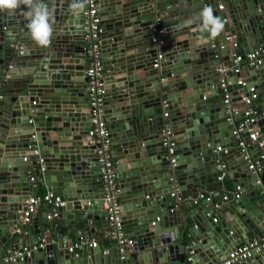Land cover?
<instances>
[{
    "label": "water",
    "instance_id": "obj_1",
    "mask_svg": "<svg viewBox=\"0 0 264 264\" xmlns=\"http://www.w3.org/2000/svg\"><path fill=\"white\" fill-rule=\"evenodd\" d=\"M43 2L54 17L48 47L32 40L26 6L0 11V245L16 230L27 229L30 238L23 234L7 246L0 264H218L248 240L247 231L255 240L262 236L264 158L255 145L247 147L256 160L248 169L233 135L242 112L232 105L240 101V89L264 92V62L237 74L230 69L233 55L264 46V0H229V10L219 15L217 0H207L214 15L231 26L224 23L215 38L200 31L203 0H97L98 83L114 151V197L120 216L126 210L123 200L137 211L131 223L121 218L131 225L126 233L131 246L122 255L114 247L107 257L99 246L83 244L97 240L87 227L92 220L100 221L110 239L96 145L87 137L83 11L74 14L72 0ZM155 23L162 34L152 41ZM226 34L237 47L224 42ZM220 66L226 74L215 72ZM240 74L246 77L243 88L235 84ZM221 79L230 83L225 91L237 114L225 113ZM260 102L252 101L255 121L239 134L247 144L252 128L264 140V94ZM222 164L233 189L216 181ZM35 183L56 194L63 206L51 220L44 213L28 226L19 224ZM199 189L210 197L199 198ZM181 201L186 202L177 206ZM167 218L174 221L170 229ZM55 220L64 221L73 243L65 236L54 239L61 234ZM129 249L148 261L138 262ZM235 264H264V247Z\"/></svg>",
    "mask_w": 264,
    "mask_h": 264
},
{
    "label": "built area",
    "instance_id": "obj_2",
    "mask_svg": "<svg viewBox=\"0 0 264 264\" xmlns=\"http://www.w3.org/2000/svg\"><path fill=\"white\" fill-rule=\"evenodd\" d=\"M225 1L226 0H217L215 9L218 13L225 12ZM84 4L85 7L82 12L84 33L83 40L85 45V55L89 61L88 67L85 71L87 84L89 86L87 95L89 129L87 131V137L92 139L93 144L96 145V147H94L93 153L96 156L99 181L102 185V210L105 212V220L109 223L111 229L110 237L114 241V246L118 255H122L124 248L130 247L132 242L125 237L121 223L120 205L118 200L114 197L116 187L114 183L115 173L112 169L110 139L101 109L102 90L98 83V79L101 76L99 47L100 17L97 9V0H84ZM222 21L227 23V19H222ZM151 32L154 34L152 41H155L156 37L162 34V29L158 28V24L155 23L151 29ZM224 42L233 48L237 47L233 37L229 34L225 35ZM263 62L264 46L254 49L244 55H233L232 66L230 70H232L234 74H237L241 72L242 66L247 68H255L262 65ZM227 71L228 69H226V67L221 66L215 69V72L219 74H226ZM235 84L241 88L246 86V83L242 78H238ZM228 85H230V83L227 79H221L219 81V87L223 91H225ZM247 94L248 95H240L239 102H241L243 105V109L241 110L242 117L240 118L239 123L233 129V135L238 139V149L240 152L244 153L247 143L239 138V134L245 127H248L254 123L255 118L251 104L253 100H256L260 94L263 95L264 92L259 94L253 87H250L247 89ZM222 104L228 107L225 110L227 115H234L239 112L234 108L229 107L230 96L226 93V91ZM163 116H165V114H163ZM247 141L255 145V148L260 152L259 158H264V140L259 137L257 130H254V128L250 130L247 135ZM219 151H221L220 148H216L214 150V152ZM223 152H225V150H223ZM243 159L249 163L248 155L245 154ZM22 161L25 162L26 159L23 158ZM249 164L250 165L248 166V169H254L256 166V162ZM219 169L221 173L216 177V181L221 183L225 177L226 167L224 164H222L220 165ZM30 180H32V178H30ZM198 197L202 198L203 195L200 194ZM237 197L238 196L235 194L234 198ZM223 199H225V197H223ZM42 204H48L53 209L52 213L47 216L48 220L55 218V209L63 206V202L60 200V198L52 192H45L41 195H30L24 202L25 209L20 213L19 219L27 222L36 212L37 208ZM91 245L94 246V244ZM261 247H264V234L256 240L252 239L250 241H246L242 246L229 253L220 264H235L243 261L249 258L253 252H257ZM68 251L70 252L71 248H69ZM18 257H21V254H18ZM4 262H6V260Z\"/></svg>",
    "mask_w": 264,
    "mask_h": 264
},
{
    "label": "crops",
    "instance_id": "obj_3",
    "mask_svg": "<svg viewBox=\"0 0 264 264\" xmlns=\"http://www.w3.org/2000/svg\"><path fill=\"white\" fill-rule=\"evenodd\" d=\"M203 1H204L203 8H204V7H209V6H208V2H207V0H203ZM228 3H229V0H226V1H225V11H228L229 8H230V5H229ZM222 13H223V12H222ZM218 15H219V13H218ZM227 23H228L229 27H231V26H230V22L228 21V19H227ZM253 50H254V49H253ZM245 68H246L245 66H244V67L242 66V67H241V70H243V69H245ZM241 78L245 81V78H246V77H245L244 75H241V74H240L239 79H241ZM237 93H238V95H247V91H246V90H243V89L238 90ZM260 98H261V94H260V96L257 98V101H258L259 103H261V102H260ZM233 104H234V103H233ZM232 106H237V108H238L239 111L243 109V108H241V106L243 107V105L241 104V102H236V103H235L234 105H232ZM251 108H252V105H251ZM158 113H159V112L156 111V114H158ZM254 130H256V129L254 128ZM251 145H252V143H250V144H246L245 154L248 155V157H249V159H248V160H249V163H254V162H256V160H253V159L249 156V152H250V150L247 149V147H249V146H251ZM233 148H234V147L229 148V149H233ZM229 149H228V150H229ZM233 150H234V152L236 153V150H237V149L235 148V149H233ZM110 152H111V157L113 158L114 151H113L111 148H110ZM24 158L26 159L25 155H24ZM19 162H21V161H19ZM25 163H27V161H25V162L22 161L21 164L24 165ZM17 164H18V162H17ZM31 176H33L32 172L28 173L27 177H31ZM222 183H224L227 187H230L231 189H233V187H232V185H231V183H230V179L227 177V175H225V177H224ZM115 187H116V186H115ZM33 188L35 189V193H32L31 195H38L37 192H39V191H42L43 193L46 192L42 183H35V185H34ZM116 190H117V188H116ZM261 191H264V189H262ZM43 193H42V194H43ZM200 194L203 195V196H206V197H210V195H211V193H207V192H205L204 189H199V190H198V195H200ZM39 195H41V194H39ZM118 201H119V200H118ZM123 202H124V205H123L122 207H124L126 210H124V212L121 213V218L123 217V219H125L127 223H131V222H132V219L136 216L135 214L137 213V211L134 209V205L131 204V203H129L130 201H125V200H123ZM184 202H186V201L178 202L177 206H178V205L181 206L182 203H184ZM52 211H53V209H52L51 207H49L48 204H42V205H40V206L37 208L36 212L30 217V219H29L27 222H24V221H22V220H19L18 223H19V224H23V225H27V226H28V225H30V223H31V219H32V217H35L36 214H41V215H42V214H44V213H47V214L49 215V214L52 213ZM54 212H55V211H54ZM73 217H74V216H73ZM168 220H169V221H168ZM55 221H56V222H55V225H56V227L59 228L58 231L61 230V234H60V232H59V234H57V233L54 234V236H55L54 239L57 240V239L63 238V237L65 236V238H67V239H68V238H71V242L73 243L75 237H74L73 233H69V234H67V232H66V231H67V226L64 224V221H62V220H55ZM127 223L122 222V228H123V231H124V234H125L126 239H128L127 236H126V233H128V232L130 233V232H131V231H130L131 229H130V227H129V226H131V225L128 226ZM173 224H174L173 218H167V220H166V222H165V227L168 228V229H170V228L173 227ZM171 225H172V226H171ZM169 226H170V227H169ZM87 227L93 230V234L91 235V237H92V236H93V238L96 237L97 240H96V241L90 240V242H86V241H85V242H83V244H88V245L95 244V247H96V246H99L100 249H101V254H103L105 257H107L109 254H111L112 249L115 247V246H114L115 244H114V241L112 240L111 237H110V239L107 238V237H106V234H105L103 231H101V230H102V227H101L100 221H99V220H96V221L92 220L90 223H88ZM87 227H86V228H87ZM83 228H85V227H83ZM47 229H49L48 226H47ZM14 231H15V230H14ZM183 231H184V229H183ZM110 232H111V229H110ZM81 233H82V234L84 235V237H85V235H86V230H81ZM23 234H25V237H28V238H27V241L30 242V238H29V234H28V230H27V229L24 230V233H23ZM23 234H20V233L16 230V231L14 232V234L11 235V238L5 241V244H4L3 246L0 245V254H1L2 251H5V249H7V246H9L10 244H13V243L16 244V242L19 240V237H22ZM133 234H136V233H133ZM245 235L248 237V240H247V241L252 240L253 237H254V236H252V235L250 234L249 231H247ZM128 240H129V239H128ZM28 244H29V243H28ZM23 252H24V250H22V254H24ZM132 253H134V254H132ZM22 254H21V255H22ZM129 254H130L131 257H133V256L136 257V256H137V258H138V262H147V261H148L147 258L144 259V255H143V254H137V252H132L130 249H129ZM16 256H18V254H16ZM221 262H222V261H219V264H220ZM149 263H150V261H149ZM151 263H152V261H151ZM152 264H154V262H153Z\"/></svg>",
    "mask_w": 264,
    "mask_h": 264
},
{
    "label": "clouds",
    "instance_id": "obj_4",
    "mask_svg": "<svg viewBox=\"0 0 264 264\" xmlns=\"http://www.w3.org/2000/svg\"><path fill=\"white\" fill-rule=\"evenodd\" d=\"M21 5L29 9L27 28L32 40L41 47H48L54 31L52 11L43 0H0V11H15ZM84 7V0H72L70 3V9L76 15L82 12ZM199 17L202 21L200 31L207 32L210 38L219 36L223 31L224 22L219 16L214 15L211 7H204Z\"/></svg>",
    "mask_w": 264,
    "mask_h": 264
},
{
    "label": "trees",
    "instance_id": "obj_5",
    "mask_svg": "<svg viewBox=\"0 0 264 264\" xmlns=\"http://www.w3.org/2000/svg\"><path fill=\"white\" fill-rule=\"evenodd\" d=\"M42 193H43L42 191L37 192L38 195H39V194H42Z\"/></svg>",
    "mask_w": 264,
    "mask_h": 264
}]
</instances>
